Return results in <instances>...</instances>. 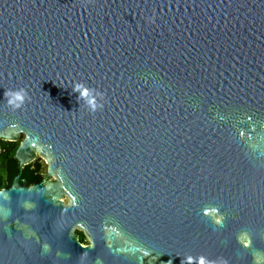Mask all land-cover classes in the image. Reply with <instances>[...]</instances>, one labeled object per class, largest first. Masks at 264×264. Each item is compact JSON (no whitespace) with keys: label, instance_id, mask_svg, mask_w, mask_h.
<instances>
[{"label":"water","instance_id":"water-1","mask_svg":"<svg viewBox=\"0 0 264 264\" xmlns=\"http://www.w3.org/2000/svg\"><path fill=\"white\" fill-rule=\"evenodd\" d=\"M20 136L0 264H264V0H0Z\"/></svg>","mask_w":264,"mask_h":264},{"label":"flooded vegetation","instance_id":"flooded-vegetation-1","mask_svg":"<svg viewBox=\"0 0 264 264\" xmlns=\"http://www.w3.org/2000/svg\"><path fill=\"white\" fill-rule=\"evenodd\" d=\"M22 139V136L18 138L15 142H7V141H1L0 140V189L10 187L12 184L13 177L17 174V183L26 185L28 187L31 186V183L38 181L40 184H43L45 182V178L43 177L46 174V165L45 162L40 158L39 156H35L33 160L27 162L26 164L22 165L21 169L18 171V164L14 160L13 155L17 149L18 144L20 143ZM9 160H13L15 162V169L16 172L10 175V164L12 161H3V157H9ZM67 200L64 199L63 203H66ZM78 237V241L85 245L87 242L85 238L82 236V234L78 231L76 233Z\"/></svg>","mask_w":264,"mask_h":264},{"label":"clouds","instance_id":"clouds-1","mask_svg":"<svg viewBox=\"0 0 264 264\" xmlns=\"http://www.w3.org/2000/svg\"><path fill=\"white\" fill-rule=\"evenodd\" d=\"M72 91L74 93H79L78 100L79 99L86 100V103L89 106L91 111L95 112L98 107L102 108V105L96 104L95 99L92 96L93 90L86 88L82 83L75 84ZM96 94L100 95V93H96ZM4 95L7 99L8 106H10V108L13 111L20 109L27 98V93L24 89H19L16 91L9 90L5 92ZM181 264H184V261H181ZM187 264H192L191 257L187 258ZM199 264H208V262L206 261L204 257H201L199 259Z\"/></svg>","mask_w":264,"mask_h":264},{"label":"trees","instance_id":"trees-1","mask_svg":"<svg viewBox=\"0 0 264 264\" xmlns=\"http://www.w3.org/2000/svg\"><path fill=\"white\" fill-rule=\"evenodd\" d=\"M10 159V155H9V157H3L1 160H2V163H3V161L5 162V161H12L13 162V164L11 163L10 164V166H11V169H10V175H12L13 173H15L16 172V169L14 168L15 167V162L13 161V160H9ZM77 233V232H76Z\"/></svg>","mask_w":264,"mask_h":264}]
</instances>
